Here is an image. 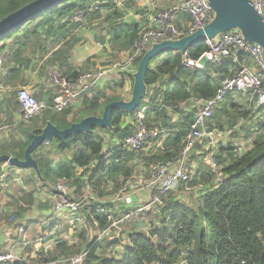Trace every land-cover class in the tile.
Masks as SVG:
<instances>
[{"label":"trees","instance_id":"obj_1","mask_svg":"<svg viewBox=\"0 0 264 264\" xmlns=\"http://www.w3.org/2000/svg\"><path fill=\"white\" fill-rule=\"evenodd\" d=\"M34 0H0V20L8 14L20 9ZM99 3L98 7H93ZM116 5V4H115ZM111 0H67L27 21L13 32L0 36V54L5 52L7 60H19L30 48L37 46L49 36L56 41H65L55 52L53 59L63 60L68 37L77 24H84L91 17L100 16V9H108V31L112 33V46L119 44V49L130 51L140 38L141 27L134 21L117 23L113 19L119 16L117 5ZM87 11L86 22L73 20L76 10ZM180 28V27H179ZM70 40H75L70 37ZM210 49L206 40L192 44L187 51H164L151 59L161 60L154 68H150L145 78L148 92L153 85L159 83V89L149 100L142 99L141 107H146L144 122L150 128L159 130L149 141L154 143L150 150L131 151L124 146V138L136 130V116L139 110L127 111L117 109L113 112L110 125L93 126L88 131L79 132L65 139L54 138L51 142L57 146L56 152H69L71 157L67 161H58L49 157L51 149L38 146L32 154L38 151L37 163L41 172L40 180L44 186L53 187L62 178L70 180L71 184L79 183V189L87 183L99 196L111 195L120 190L122 185L133 179L135 161L142 160L149 167L156 161L175 162L184 149L197 111L185 110L184 104L195 97L202 100L212 98L226 76H231L238 68V63L230 59L219 62H209L204 68L188 65L186 59H198ZM138 58L135 66L141 61ZM159 57V58H158ZM69 78H75L80 73H64ZM135 77L133 76V85ZM159 99L157 100V97ZM121 100L120 97H92L83 98L81 106L65 111L44 109L40 115L32 117L28 122L23 121V137L10 142L9 148L0 147V154H8L21 160L25 159V151L35 135L42 132L48 122L60 129L69 127L74 122L96 115L101 116L105 106L112 101ZM228 105L232 109L228 108ZM232 97H228L221 107H217L212 119L224 129H233L239 121L248 118L252 110L242 108ZM263 110L264 105H259ZM257 110V111H258ZM60 112V113H59ZM72 118L69 119V115ZM174 114L179 115V122H172ZM132 121L125 123L127 118ZM254 128L257 134L252 144L245 152H236L232 144L215 150L212 158L217 168L212 164L196 162L204 159L201 153H192L189 162H196L197 171L183 184L185 189L192 190L202 187L201 203L191 209L181 200H171V209H166L160 223L151 220L148 232L135 230L130 234V244L125 246L119 257H106L100 254L102 243L96 239L87 243L86 233L79 244L68 245L65 240L60 241L52 254L44 258L51 260L56 253L79 252L82 245L89 248L90 253L85 264H264V120L257 122ZM243 129V127H239ZM246 128L244 130L248 131ZM240 130V131H241ZM105 135L116 138L105 150ZM82 171L79 172V169ZM221 174L222 176H220ZM112 186V189H110ZM181 187V188H182ZM54 188V187H53ZM180 189V188H179ZM204 189V190H203ZM54 192V189H53ZM22 203L8 214L9 221L14 215L16 221L25 214L26 205L34 204V192H25L20 197ZM90 219L98 222L100 229L107 224L110 207L103 203L100 208L85 207ZM0 213V225L4 220ZM118 243V239L107 246ZM79 245V247H78ZM30 260H32L29 257ZM28 260V261H30ZM15 264H28L17 262Z\"/></svg>","mask_w":264,"mask_h":264},{"label":"crops","instance_id":"obj_2","mask_svg":"<svg viewBox=\"0 0 264 264\" xmlns=\"http://www.w3.org/2000/svg\"><path fill=\"white\" fill-rule=\"evenodd\" d=\"M176 1L178 0H174L171 3L174 4ZM125 2L126 0H123V2L118 5V14L120 15L113 17V19L117 21V23H127L130 21H134L139 24L142 30L147 25L150 14L166 8L169 5L170 0H134V3L130 0V4L128 5H125ZM107 14L108 9L105 8L104 10L103 8L101 9L100 16L91 17L90 20L86 23L75 25V27L72 29V33L67 39L69 41L67 44V49L65 53L62 52L63 60H56L53 59V57L55 56V52L59 49V47L65 44V41H56V38L52 35L47 37L45 40H42L41 44L37 46L30 45V48L27 50L25 55H23V58L19 60H7V54H5V52L0 54L3 59L2 64L0 65V147L5 146V148H9L10 142L12 143L16 140H20L23 137V126L21 125L23 121H21V109L17 99V90L20 86L27 87L37 99L44 100L47 103H51L57 100L59 96L57 89L50 83L51 69L56 68L63 74L76 71L81 73L85 71L96 70L108 64V56L112 53L113 55L117 56V54L120 55V53L125 52L124 50L126 49L109 48L112 33L108 31V26L109 21L112 19V17L107 16ZM101 20H103V22H101ZM190 22L191 18L186 14H180L176 18L177 26L181 29H186ZM101 24H104V27L100 29L99 34L97 33V31L93 33L95 35L96 41H94L92 45L90 41L85 39V37L89 38L88 29L94 30ZM71 36L74 37L75 40H70L69 38ZM2 44L3 43L0 42V45ZM160 61L161 60H154L152 63H150V68H154ZM243 63L253 65V61L250 57H245L243 59ZM136 72L137 67L135 65H131L123 71L112 68L106 73V75L104 76V78H102L96 88L78 96L77 100L71 106L76 110L81 106L82 100L83 98H85V96L92 97L94 95H98L104 98L120 97L121 100L130 101L133 97L134 85L132 81L133 76H135ZM159 87V83H157L153 85L152 88H150L149 92L147 90V97L145 100L147 101L151 96L155 95ZM235 94L247 95V101L256 103V101L251 98L250 94L237 92L230 93L229 95ZM229 95H227L226 98ZM159 96L160 95H158L157 100L159 99ZM235 101L237 102V100ZM204 102L205 100L193 97L184 104L185 110H193L197 111L198 113L203 108ZM77 103L78 105L75 108L74 106ZM222 103L224 104V101ZM221 104L218 107H221ZM70 118H72L71 114L69 115V119ZM172 118V122L178 123L180 121L178 114H174ZM131 121L132 119L129 117L125 120V123ZM209 122L210 120L207 121V123ZM246 125L247 123L245 121H239V125L237 126V128L239 129V127H243V129H246ZM251 128L256 129L254 127ZM234 129H236V127L230 130ZM241 131L237 135L235 134L231 136V139H237L236 144H243L244 146L243 149H241V152H245L251 146L252 141L250 136L246 135L242 137ZM257 132L258 131H254L252 135H255ZM111 139V144L118 142L116 138L112 137ZM149 140L144 145L143 150L145 151L150 150L152 147H154V143ZM203 141L204 139L200 140L192 150V153L197 152V154H195L196 156L204 152L199 148V144H201ZM51 144L52 142L49 141L45 142L43 145L44 149L48 151L49 149H51V151L53 152L49 154V157L54 158L58 161H67L70 159L71 154L69 152L53 151ZM248 144H250V146ZM247 145L248 147H246ZM214 147H216V143ZM108 148L109 147H107V144H105V150H107ZM40 153L41 152L38 151L35 157L33 154L35 160L40 156ZM140 161L141 160L135 161V167L137 166L136 163ZM173 163L174 162H172V164ZM190 167L192 170L191 165ZM142 169L144 170V172H146L145 175L147 174V176L149 177V167L144 165L142 166ZM81 171L82 168L79 169V172ZM4 176H6V181L2 182L1 178ZM148 177L141 176L142 182L134 186V188L138 187V190L141 186L143 188H146L145 190L149 192L151 191L150 193L152 195V189L143 184L145 179ZM53 187L43 185L42 181L40 180V175L34 167H21L13 165L9 162L0 163V213H2L3 215V210H6L7 214L12 210H15L17 205H20L22 203L20 197L23 196L25 192L33 191L35 199L34 204L26 205L27 208L25 210V214L21 215V218H19V220L9 221L8 219L6 221L4 219L1 222L0 253L11 248L20 250L23 248H29L30 250L32 248L31 246H26L23 244L22 233H20L18 230L19 223L25 225L27 235L32 240V242H35V240H37L38 238H43L44 243L54 244L48 254V256H50V254L54 252L56 245L60 241L65 240L68 242V245H74L79 244L80 239L83 240V236L85 233L89 236L88 232H85L84 230H78L79 224L84 221L83 217H86V215H88L85 207H89L90 210L94 208L98 210L100 208V205H103V203H108L110 207L109 213H112V211L117 213L118 211L125 210L126 208H131L127 206L123 201L117 200L119 189L118 191H114L111 195L99 197L88 183L81 189L78 188L79 183H76L71 184L70 198L72 200H75L74 198L78 196L79 192H84L86 196L83 198L84 200L83 204L81 203V208L78 211L66 210L58 214L55 210V205L58 198L53 192ZM111 189L112 186H110L109 190ZM144 192L145 191H140L136 193L135 191L131 193L133 199L132 208H136L144 204L141 202L142 198H146L150 195V193H148L147 196L142 194ZM104 198H112L113 203L110 201H105ZM136 203H138V205ZM123 204L125 206L124 208L122 207ZM128 209H126V211ZM92 220L98 224V222L94 218H92ZM120 230L121 228L115 230L104 240L114 239V237H116L115 234ZM132 232L134 231L127 230L129 244V236ZM88 236L87 243L90 242L88 241ZM87 243L85 245H82L81 249H83L87 245ZM110 246L111 245L105 247L109 248ZM115 246L120 250L123 247L120 246V243H115ZM74 253L65 254L59 252L56 253L55 257L69 256ZM28 254L32 255V252H28Z\"/></svg>","mask_w":264,"mask_h":264},{"label":"built area","instance_id":"obj_3","mask_svg":"<svg viewBox=\"0 0 264 264\" xmlns=\"http://www.w3.org/2000/svg\"><path fill=\"white\" fill-rule=\"evenodd\" d=\"M117 6L123 0H111ZM250 3L264 16V0H249ZM99 3L93 7H98ZM180 14L190 16L191 22L186 29L177 26L176 18ZM87 11L78 9L73 15V20L79 23L86 22ZM215 18V12L211 7L209 0H180L169 8L161 9L150 14L147 25L141 30L140 38L135 42L133 48L127 51L125 57L112 66H103L96 70L81 72L75 78H69L60 70L53 68L50 72V83L58 93V99L47 103L44 100L37 99L35 95L25 86L18 88L17 99L21 109V121L28 122L32 117L40 115L45 108H51L56 111H63L71 106L80 96L96 88L102 78L112 68H119L123 71L131 65H135L139 57L145 54L154 43L164 40H178L183 37L194 34L199 29H204ZM210 49L204 52L198 59H186L188 65L204 68L209 62H219L224 59H230L238 63V68L231 76L222 79L216 94L205 100L203 108L195 115L193 123L190 126V133L184 149L180 156L172 162L156 161L150 164V175L143 184L152 189L151 199L147 204H142L136 209H131L133 204L132 192H128L132 187L140 184L141 177L127 180L119 190L117 200L123 201L131 207L121 217L116 218L112 213H108V224L97 234L96 240L100 242L104 237L110 236L120 225L130 220L136 214L147 210L151 206L163 204L166 195L172 191L181 188L193 173L189 163L193 148L202 139H208L212 146H215L216 129L208 130V119L213 116L216 108L225 100L230 93L243 92L251 95L257 105H264V50L260 44L248 41L241 30L232 29L222 32L216 38L206 39ZM245 57H250L253 65L243 63ZM0 56V65L2 64ZM56 84V85H55ZM146 108H139L136 116V130L133 134L124 138V146L131 151H140L145 143L156 136L159 132L157 128L150 129L144 122ZM239 152L237 149L235 150ZM190 155V156H189ZM212 167L217 168L216 162L212 159ZM6 181V176L1 178ZM54 194L58 198L55 210L60 213L66 210L78 211L81 208V202L72 200L70 196V180L60 179L54 186ZM10 221H16L14 215ZM75 221V220H73ZM18 230L22 233V242L26 246L32 247V257L30 261L23 255H20V249L11 248L0 253V264H15L17 262H28V264H85L90 250L84 247L79 252L69 256H58L45 261L53 247L52 244L44 243L43 238H38L35 242L29 238L24 224H18Z\"/></svg>","mask_w":264,"mask_h":264},{"label":"water","instance_id":"obj_4","mask_svg":"<svg viewBox=\"0 0 264 264\" xmlns=\"http://www.w3.org/2000/svg\"><path fill=\"white\" fill-rule=\"evenodd\" d=\"M67 0H34L20 9L8 14L0 20V36L13 32L35 16ZM215 14L214 20L204 29H199L194 34L178 40H164L154 43L145 52L138 64L133 86V97L130 101L116 100L109 102L101 116L90 115L79 122L72 123L65 129H60L48 122L42 132L35 135L25 151V159L21 160L8 154H0V163L9 162L21 167H34L41 175L39 165L33 157L34 150L45 142H51L54 138L65 139L79 132L88 131L93 126L110 125L112 114L117 109L133 111L142 104V99L147 93L145 78L152 58L159 56L164 51H182L197 42L214 39L219 33L232 29H239L248 41L260 44L264 50V16L250 3L249 0H209Z\"/></svg>","mask_w":264,"mask_h":264},{"label":"rangeland","instance_id":"obj_5","mask_svg":"<svg viewBox=\"0 0 264 264\" xmlns=\"http://www.w3.org/2000/svg\"><path fill=\"white\" fill-rule=\"evenodd\" d=\"M106 1H108V0H106ZM129 1L130 0H126L125 5L130 4ZM172 1H174V0H170L169 5L166 8H169L170 6H172V4H173V3H171ZM179 1L180 0L176 1L175 3L179 2ZM131 2L134 3V0H131ZM166 8H163V9H166ZM101 9H103V8H101ZM101 9H100V12H101ZM104 10H105V8H104ZM117 10H118V8H117ZM101 22H103V20H101ZM103 27H104V24H101V25L97 26L94 30L88 29L89 38L85 37V39L90 41L93 45V42L96 41L95 35L93 33L95 31H97V33L99 34L100 29ZM118 45L119 44H115L114 46H112V43H110L109 48L110 49L111 48L116 49V48H118ZM126 53L127 52H123V53H120V55L117 54V56L113 55V53H112L111 55L108 56L109 61H108V64H106V66L107 67L112 66L114 63L120 61L123 57H125ZM118 69L119 68H116V70H118ZM20 87H23V86H20ZM108 93H109V90H108ZM228 97H232L234 100H237V102H239L241 104L240 106H242V108L250 109V110H252L251 112L254 111V113L251 114L248 118H244V119L242 118L240 120V122L245 121L247 123L245 128L250 127V129L248 131H246L244 129L241 131L242 137L246 136V135L250 136L251 141H252L253 136H255L257 134L256 133L255 135H252V133L254 131H257V130L252 129L251 127L255 126L257 124V122L264 120L263 110H258L260 106L256 105V103H254L252 101H247V99H248L247 95L235 94V95H229ZM227 98L224 100V102H226ZM77 105H78V103L74 107L76 108ZM222 105H223V103L221 104V106ZM69 107H72V106H69ZM228 108L232 109L230 105H228ZM46 109H51V108H46ZM65 110H66V108L63 111H65ZM60 112H62V111H60ZM208 120H210V122L208 123V130L209 129H216V131H215L216 132L215 133L216 147L212 146V144L209 142V140L207 138L206 139L204 138V141L201 144H199L200 150H203L204 151L203 153H205L204 155H199V156H202L204 159H201V160L199 159L196 162H200V165L205 164V163L210 165L212 163V159H213L212 158L213 151L220 150V148L222 146H226L228 144H232L235 149H237L239 152H241V149H243L244 145L241 143L236 144L237 139H231V136H233L235 134L237 135L241 129H238L237 127H236V129H238V130H236V129L230 130L229 127H225L224 129H221L216 124L215 120L212 119V117L209 118ZM235 130H236V133H235ZM111 140L112 139L109 135H105V144H107V147H110V145L113 144V143L111 144ZM248 145L250 146V144H248ZM248 145L246 147H248ZM52 148H53V150H56L57 146L53 143ZM138 152H140V151H138ZM193 153H195V152H193ZM191 154L192 153H190V155ZM196 162L193 161L190 163V165L192 166V170H193L194 174L197 171ZM136 164L138 167L136 166L137 168L135 167V170H133V172H132L133 175H135L134 178H138L141 176L148 177L147 174L145 175L146 172H144V170L142 169V166L145 165L144 161L141 160L140 162H138ZM192 174H191V176H192ZM219 175L222 176L221 174H219ZM137 188L132 187V189L129 190L128 192H135L136 191V193H137L140 191H145L142 194H144L146 196L148 195V193L151 192V191L149 192V191L145 190L146 188H143L141 186L139 187L141 190L140 189L137 190ZM201 188L202 187H195V189H192V190L185 189V186L180 188V189L178 188V189L172 191L171 193H169L168 195L165 196V198L163 200V204L158 205V206H155V205L151 206L147 210H144V211L136 214L130 220H128V221H126L120 225L121 230L115 234L116 237H114V239L104 240L106 238V237H104L103 240L100 241V243H102L104 246V247L100 248V254H102L103 256L104 255L105 256H112L113 255L115 257L121 256L123 254L125 246L127 244H129L127 230L135 231L137 229V230H142V231L148 232L151 228V220L152 219H153V221H155V223L159 224L160 221L162 220L163 216H165V214H166V209H171L174 207V204L170 205V203H169V202H171V200H176V201L181 200L178 202L184 203L186 206H188L189 209H191L194 206H198L201 203V200H200V196L202 193ZM67 196H71V195L68 194ZM85 196H86V194L84 192H79L78 196L75 197L74 199L83 204V200H84L83 198ZM138 198H141V197H138ZM150 199H151V193L146 198H142L141 202L144 204H147ZM105 201L112 202L113 200H112V198H106ZM136 204L138 205V203H136ZM122 207L123 208L125 207L124 204L122 205ZM138 207H136V208H138ZM136 208L133 207L131 209H136ZM126 209H128V208H126ZM126 209L122 210V211H118L117 213L112 211V215L116 218H119L126 212ZM3 211H4L3 217H5L3 219H5L7 221L8 217L6 215V210H3ZM83 220L84 221L79 224L78 230L79 231L84 230L85 232H88L89 236L86 234V236H88V241H92L96 238L97 234H99L101 229L99 228L98 224L95 223L92 219H89L87 217V215H86V217H83ZM90 235H91V237H90ZM116 239H118V243H120V246H123L121 250L118 247H116L115 244H111V246L109 248L105 247L108 245L109 242L115 241ZM31 251H32V248L30 250H29V248H23L20 251L21 252L20 255H23L25 258H27V260H30L29 259L30 254H28V252H31ZM30 258H32V257H30Z\"/></svg>","mask_w":264,"mask_h":264},{"label":"clouds","instance_id":"obj_6","mask_svg":"<svg viewBox=\"0 0 264 264\" xmlns=\"http://www.w3.org/2000/svg\"><path fill=\"white\" fill-rule=\"evenodd\" d=\"M152 47V46H151ZM190 163V162H189Z\"/></svg>","mask_w":264,"mask_h":264},{"label":"bare ground","instance_id":"obj_7","mask_svg":"<svg viewBox=\"0 0 264 264\" xmlns=\"http://www.w3.org/2000/svg\"><path fill=\"white\" fill-rule=\"evenodd\" d=\"M56 85V84H55Z\"/></svg>","mask_w":264,"mask_h":264}]
</instances>
